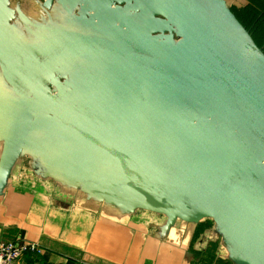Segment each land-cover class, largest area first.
<instances>
[{
	"label": "water",
	"instance_id": "95a60500",
	"mask_svg": "<svg viewBox=\"0 0 264 264\" xmlns=\"http://www.w3.org/2000/svg\"><path fill=\"white\" fill-rule=\"evenodd\" d=\"M18 2L0 0L12 117L0 197L30 153L45 178L114 208L168 226L211 219L225 259L264 264V49L232 11L238 3ZM26 5L68 18L23 31Z\"/></svg>",
	"mask_w": 264,
	"mask_h": 264
},
{
	"label": "crops",
	"instance_id": "0c3cea01",
	"mask_svg": "<svg viewBox=\"0 0 264 264\" xmlns=\"http://www.w3.org/2000/svg\"><path fill=\"white\" fill-rule=\"evenodd\" d=\"M11 1L20 9L18 0ZM230 2L241 5L244 0ZM26 7H21L23 13ZM53 9H27L18 27L35 30L36 23L51 28L54 23L48 16L58 21V14L57 23L65 24L62 17L68 18L66 10ZM7 88L0 68V164L12 124L4 96ZM38 163L30 153L22 154L0 197V242L39 245L37 251H25L19 264H231L222 245L217 250L218 260L203 259L201 248L208 239H195L197 224L176 220L168 226L163 215L114 208L88 196L77 184L63 185L45 178L34 168Z\"/></svg>",
	"mask_w": 264,
	"mask_h": 264
},
{
	"label": "trees",
	"instance_id": "16d2710c",
	"mask_svg": "<svg viewBox=\"0 0 264 264\" xmlns=\"http://www.w3.org/2000/svg\"><path fill=\"white\" fill-rule=\"evenodd\" d=\"M232 11L261 46L264 42V0H244L243 4L234 5ZM213 226V220L205 219L199 223L195 232V239L200 236H206L208 239L204 242L201 250L203 249L205 254L203 259L209 262L219 259H217V250L220 239L212 233ZM226 263L228 262L226 261Z\"/></svg>",
	"mask_w": 264,
	"mask_h": 264
},
{
	"label": "built area",
	"instance_id": "2783aa9c",
	"mask_svg": "<svg viewBox=\"0 0 264 264\" xmlns=\"http://www.w3.org/2000/svg\"><path fill=\"white\" fill-rule=\"evenodd\" d=\"M37 243L18 244L14 240H2L0 242V264H19V260L25 251H37Z\"/></svg>",
	"mask_w": 264,
	"mask_h": 264
},
{
	"label": "flooded vegetation",
	"instance_id": "af4514ba",
	"mask_svg": "<svg viewBox=\"0 0 264 264\" xmlns=\"http://www.w3.org/2000/svg\"><path fill=\"white\" fill-rule=\"evenodd\" d=\"M261 47H263V49H264V42L261 44Z\"/></svg>",
	"mask_w": 264,
	"mask_h": 264
}]
</instances>
